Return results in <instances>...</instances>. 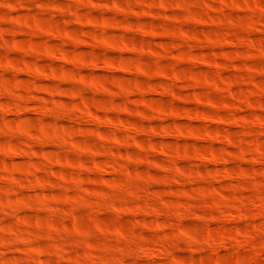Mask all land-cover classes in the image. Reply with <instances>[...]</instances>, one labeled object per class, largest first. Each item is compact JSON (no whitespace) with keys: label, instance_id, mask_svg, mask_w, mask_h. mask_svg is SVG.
I'll return each mask as SVG.
<instances>
[{"label":"rangeland","instance_id":"rangeland-1","mask_svg":"<svg viewBox=\"0 0 264 264\" xmlns=\"http://www.w3.org/2000/svg\"><path fill=\"white\" fill-rule=\"evenodd\" d=\"M0 264H264V0H0Z\"/></svg>","mask_w":264,"mask_h":264}]
</instances>
